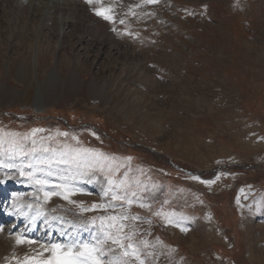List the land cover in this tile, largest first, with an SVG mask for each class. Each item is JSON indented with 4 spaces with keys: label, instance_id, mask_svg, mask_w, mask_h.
<instances>
[{
    "label": "rangeland",
    "instance_id": "obj_1",
    "mask_svg": "<svg viewBox=\"0 0 264 264\" xmlns=\"http://www.w3.org/2000/svg\"><path fill=\"white\" fill-rule=\"evenodd\" d=\"M134 1L112 37L73 15L60 39L0 0V173L41 210L0 264H264V0Z\"/></svg>",
    "mask_w": 264,
    "mask_h": 264
},
{
    "label": "bare ground",
    "instance_id": "obj_2",
    "mask_svg": "<svg viewBox=\"0 0 264 264\" xmlns=\"http://www.w3.org/2000/svg\"><path fill=\"white\" fill-rule=\"evenodd\" d=\"M15 1L17 3L19 1L23 2V0H13V2H15ZM32 1L36 3L35 5L38 8H39V6H41V4L43 6V3L46 5V8H44L45 11H44L43 15L41 14L43 17L45 16L44 19H43L44 20V25L43 26H45V27L49 26L51 28V25H50L51 23L50 22H52V26L55 27V29L57 31L58 25H60L61 26V30L59 32V37L58 38L61 39L63 36H65L66 29L69 26V23L71 21V20L68 19V17H72L73 15H75L78 18L86 17L87 19L90 16V18H92L93 21L96 20V21L99 22V24L96 25L97 28H96V33L95 34L98 35V33L100 34V33H104V32L109 31V32H111L110 34H111V37H112L113 33L119 31V27L120 26L118 27V25H119V23L122 24V22H123L122 19L124 20V18H122V16H124V12L128 11V10H125V9H127V7L129 6L128 3H129L130 0H99V3L93 2L91 4L86 3V0H32ZM139 2H141V1L137 0V1H134L132 4L139 3ZM126 3H127V5H126ZM38 10H41V9H38ZM97 10L106 11V14L109 15L111 17V19L108 20V21H103V20H106V19H104L103 16H101V15H97L96 14ZM101 21L103 22V24H102ZM89 24H90V22L86 23V27H89ZM49 27L47 29H49ZM120 32H121V29H120ZM85 36H87V35H85ZM119 36H120V34H119ZM83 38H85V37H80L78 39L81 42L83 40ZM29 44L28 43L25 44V46H24V47H26L25 51L28 50V48L30 46ZM61 46H62V43H59L58 44V49H60ZM111 48H112V46H110L108 48L109 56L112 55L111 52H110ZM115 48H113V49L115 50ZM37 49H38V53H39V51L41 49L40 48H37ZM86 49H88V47ZM118 50H120V49H118ZM56 67H57V63H55V66L52 69V75L56 79L55 82L59 84L60 83L59 82L60 81V76L58 74L59 71H57ZM71 80L73 81L71 83L74 84L75 88L77 89L79 87L78 78L73 75V77H71ZM96 85L97 84L95 82L92 83V86L96 87ZM262 88H264V86ZM57 90L58 89H56V97H58V94H59V92ZM48 91L50 92L51 90H48ZM30 92H32V94H33V90L30 89V90H28L27 94H25V95H29ZM89 92H90V88H89ZM261 92H263V91H261ZM4 97H5V99H3V100H5V102H6V96H4ZM32 97H33V95H32ZM47 97H50V98H47ZM64 97H67V96L64 95ZM18 99H20V101H21L20 103H22L24 105L25 104L28 105L32 101L31 97H26V96L19 97ZM53 99H54V95L53 96L52 95H48V96H45L44 98H41V100H42V102H43V104L45 106L49 105V103H52L50 101H53ZM37 101H39V100L37 99ZM7 180H10V179L4 178L3 174L0 173V194L2 195L1 196L2 200L0 202V228L4 230V224L6 225L9 222L8 220L12 218L11 216L16 212V209L18 207H20L21 205H22L21 207L23 208V205L27 204V208H26V210H24L23 215H24V217L26 215H28V217L26 219H29V217H31V219L34 218V220H33L34 227L30 228V230H29V231H32V232H30L31 235H32L30 237H35V238L38 237L37 236V223H36L37 216L34 217V212L36 211V213L37 212L40 213L41 210H40L39 204H37L38 202H37L36 196H34V198L26 197L27 199H24V200H26V202L18 204L20 201L21 202L23 201L21 199L20 194H12V195L9 196V194L6 192V190H7V188L13 187V185H15V184L18 185V187H19V184L16 183L15 181H12V180H10L12 183L8 184ZM32 200H34L36 204H33V203L30 204V202ZM11 205L12 206H16V207H12ZM29 212H30V214H29ZM15 217H16V215H15ZM16 221L17 220L14 219V223ZM23 221H25V220H23ZM14 223L12 224L10 229H12L14 227ZM16 223H17V226L20 225V224L22 225V230H23L22 234H23L24 229H25V225L23 223H19L18 221ZM29 227H30V225L26 226V228H29ZM19 235L21 236L20 233H19Z\"/></svg>",
    "mask_w": 264,
    "mask_h": 264
},
{
    "label": "snow or ice",
    "instance_id": "obj_3",
    "mask_svg": "<svg viewBox=\"0 0 264 264\" xmlns=\"http://www.w3.org/2000/svg\"><path fill=\"white\" fill-rule=\"evenodd\" d=\"M93 2L99 3V0H86V3H89V4H91ZM153 2H154V0H153ZM96 14L103 16V18L106 19V20H110L111 19V17L106 14V11L97 10L96 11ZM62 135H67V134L66 133H63ZM55 194L56 193H51V195H55ZM46 195H48V194H46ZM141 206H143V205H141ZM17 242L18 243H22V241H20V240H18ZM113 242L115 243L116 241L114 240ZM128 247L131 248V245H128ZM124 254L125 255H129L128 252H125ZM89 261L91 262V264H101V262L98 259H95V258L92 257L91 251L89 252L88 257H86L83 260H81V259H71V258H60V257H58L54 261V264H89Z\"/></svg>",
    "mask_w": 264,
    "mask_h": 264
}]
</instances>
